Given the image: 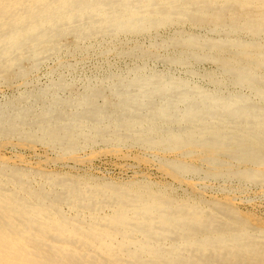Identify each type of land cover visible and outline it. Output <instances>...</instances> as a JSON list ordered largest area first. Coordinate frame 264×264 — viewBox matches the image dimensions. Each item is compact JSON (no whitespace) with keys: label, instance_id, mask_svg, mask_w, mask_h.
Returning <instances> with one entry per match:
<instances>
[{"label":"bare ground","instance_id":"obj_1","mask_svg":"<svg viewBox=\"0 0 264 264\" xmlns=\"http://www.w3.org/2000/svg\"><path fill=\"white\" fill-rule=\"evenodd\" d=\"M0 88V264H264V0H0Z\"/></svg>","mask_w":264,"mask_h":264},{"label":"rangeland","instance_id":"obj_2","mask_svg":"<svg viewBox=\"0 0 264 264\" xmlns=\"http://www.w3.org/2000/svg\"><path fill=\"white\" fill-rule=\"evenodd\" d=\"M42 73H43V75H42ZM40 75H42L41 76V78H40ZM38 77H39V81H40V83H44L45 81H46V76H45V74H44V69L43 70H41L40 72H39V74H38ZM45 79V80H44ZM44 80V81H43ZM2 90V91H1ZM5 92V93H4ZM7 93V94H6ZM0 95H2V96H0L1 98L3 97V96H5V95H8V90H6V89H4V88H0ZM99 148H101V147H99ZM6 152V153H5ZM22 152V153H21ZM28 151H20V153L22 154L21 156H23V159H24V161L25 162H27V163H30V164H35V162H37L38 163V160H39V158L41 159L42 157H43V153H41L42 152V150H41V147H37V151L36 152H34V153H32V152H28ZM12 153V154H11ZM25 153V154H24ZM123 153H125L126 154V156L125 157H119V158H117V157H115V156H111V155H99V156H101V157H97L96 159H93L92 161H91V163H89V164H87V165H89V166H87V165H85V166H82L83 168V170H81L80 171V169H79V171L78 172H84V170L85 171H87V172H89V173H94L93 175H98V176H102V175H104L103 177H107V178H109V179H114V180H117V179H119V180H128V179H130V178H136L137 176H139V177H137V178H140V177H144V176H146L147 178H149V177H152V178H149L150 180H152V181H162V182H165V180H166V182H169L170 180L168 179V178H166V177H164L159 171L157 172V170L155 171V166H154V164L152 165V164H150V163H147L146 165L145 164H137L136 162H135V158H134V156H135V154L137 153V150H125ZM2 154L4 155V157H6V158H9V159H12L13 160V155H14V152H13V150L12 149H6L5 151H3L2 152ZM33 154H35V155H33ZM40 154V155H39ZM9 156V157H8ZM27 158H26V157ZM36 158H34V157ZM106 156V157H105ZM127 156H131L132 157V159H131V157L129 158V157H127ZM116 159H115V158ZM26 158V159H25ZM33 158V159H32ZM118 159V160H117ZM127 159V160H126ZM35 160V161H34ZM98 162H97V161ZM116 160V161H115ZM122 160V161H121ZM131 160V161H130ZM123 166H122V165ZM125 164H127V165H125ZM120 165V166H119ZM137 165V166H136ZM59 167H60V165H58ZM116 166V167H115ZM133 166V167H132ZM136 166V167H135ZM93 167V168H92ZM115 167V168H114ZM121 167L123 168V170H124V172H122V170H121ZM139 167H141L140 169H139ZM145 167V168H144ZM153 169H152V168ZM66 167H64V168H62L61 167V169H63V170H67V169H65ZM86 168V169H85ZM149 168H151V169H149ZM91 169V170H90ZM129 169V170H128ZM144 169V170H143ZM145 172H143V171ZM92 171H94V172H92ZM134 171V172H133ZM142 171V172H141ZM148 171V172H147ZM75 172H77V171H75ZM108 172V173H107ZM150 172V173H149ZM136 175H135V174ZM145 174V175H144ZM161 174V175H160ZM143 175V176H142ZM161 178H160V177ZM157 177V178H156ZM258 191V192H257ZM253 192V193H252ZM256 193V194H255ZM261 194V195H260ZM256 195V196H255ZM247 196H248V198H247ZM252 196V197H251ZM260 196V197H259ZM237 197V199H236V206H237V208L240 210V211H243V212H245V213H247L248 211V214L250 213L251 215H256V217L257 218H259V219H261V220H263L264 221V191L262 192V191H259V189H254V188H251V190L249 191H247V193L246 194H244V195H237L236 196ZM239 197V198H238ZM255 197H256V199H255ZM258 197V198H257ZM244 198H245V200H246V202H249V203H245V200H244ZM252 198H253V200H252ZM239 199H241L240 201L242 202H240L239 201ZM262 199V200H261ZM243 200V201H242ZM250 200V201H249ZM251 200H252V202H251ZM258 201V202H257ZM247 205V206H246ZM251 206V207H250ZM257 206V207H256ZM261 208V209H260ZM263 209V210H262ZM261 213V214H260ZM263 215V216H262ZM263 218V219H262Z\"/></svg>","mask_w":264,"mask_h":264}]
</instances>
